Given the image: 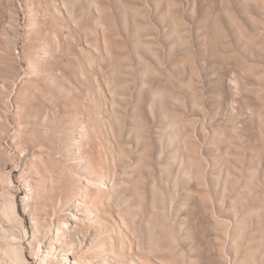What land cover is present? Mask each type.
<instances>
[{
	"label": "rangeland",
	"instance_id": "rangeland-1",
	"mask_svg": "<svg viewBox=\"0 0 264 264\" xmlns=\"http://www.w3.org/2000/svg\"><path fill=\"white\" fill-rule=\"evenodd\" d=\"M8 191L27 264H264V0H0Z\"/></svg>",
	"mask_w": 264,
	"mask_h": 264
},
{
	"label": "bare ground",
	"instance_id": "bare-ground-1",
	"mask_svg": "<svg viewBox=\"0 0 264 264\" xmlns=\"http://www.w3.org/2000/svg\"><path fill=\"white\" fill-rule=\"evenodd\" d=\"M8 183H10L8 181ZM99 184V183H98ZM100 186V185H99ZM103 186V185H102ZM11 192V191H10ZM81 195L87 196L88 192L85 190H81ZM8 197H4L0 202V210L1 214L3 215L4 219H2V222L0 221V254L5 261V264H27L26 260L23 256L22 250H21V243H20V236L23 234L26 236L25 231V225L23 218L17 214L16 208H15V198H12L8 191ZM22 206L24 209H26V203L22 201ZM81 208V205L78 200H74L72 202V212L68 213V216L64 218V220H57L55 222V226H53V229L56 230L55 235H65L68 234L70 231H68L71 227H75V223L79 220L76 214L73 213V211H78ZM81 218V217H80ZM38 218L36 215H33L31 218V223L34 224V221ZM53 223V222H52ZM13 226L19 227L20 231L17 232L13 229ZM30 228V227H29ZM28 228V229H29ZM42 231V230H41ZM61 231H64L65 233L61 234ZM67 232V233H66ZM51 233V232H50ZM39 236L40 233H37ZM20 235V236H19ZM32 235V234H31ZM50 235V234H49ZM30 239V237H29ZM46 240V239H45ZM24 243V242H23ZM31 245H36L39 247L40 240L37 237L33 236V241L30 243ZM34 246V247H36ZM48 251L46 252L48 254V257L52 258V260L55 261L54 264H58L53 252L55 251V248L53 246L48 247ZM61 251L65 252V255L68 256L69 253L66 250H63L62 248H59ZM49 262L50 260H45V258L41 257L40 261L37 262ZM51 262V261H50ZM67 262V261H66ZM89 262V264H95L94 261H84ZM100 262L101 264H111L105 259H102ZM68 264H75V260Z\"/></svg>",
	"mask_w": 264,
	"mask_h": 264
}]
</instances>
